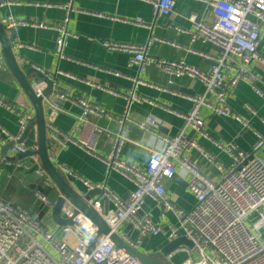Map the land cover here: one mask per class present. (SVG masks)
I'll return each instance as SVG.
<instances>
[{
    "label": "built area",
    "instance_id": "2783aa9c",
    "mask_svg": "<svg viewBox=\"0 0 264 264\" xmlns=\"http://www.w3.org/2000/svg\"><path fill=\"white\" fill-rule=\"evenodd\" d=\"M155 15H170L176 7V0H149ZM212 6L214 21L208 25L196 15L190 17L194 28L192 40L202 39L220 48L218 55H205L213 60L214 65L207 72H202L183 60L174 61L153 58L148 54L146 45L131 42L100 41L110 51L123 52L130 55V63L144 71L149 64H154L163 71L181 77L184 75L197 77L204 86L201 94L190 96L192 108L182 115L186 127L207 137L204 131L205 121L200 116L203 106L209 107L212 113L232 116L228 104L231 88L241 77L248 76L249 65L256 59H263L259 52L261 24L264 23V0H206ZM66 16L62 23L52 24L62 32L56 52L59 58L65 57L68 45L66 23L71 11L72 2L64 5ZM134 22L142 24L141 19ZM6 27L28 22L12 17L4 18ZM46 26V25H45ZM179 32H188L182 27H174ZM193 51L192 49H187ZM46 76L53 74L41 70ZM225 68L233 72L229 75ZM118 74V73H117ZM136 83L147 84L137 79ZM32 87L40 96L46 87L44 81H33ZM116 94L115 91L110 90ZM58 97L71 99L67 92L56 89ZM125 111L122 115H112L105 107L93 104L85 99L75 100L82 108L78 116L82 137L75 138L52 124L47 125L48 136L62 146L77 145L91 154H97L100 136L110 132L103 126L91 122L87 116L97 114L108 116L119 124V130L112 132L113 142L104 156L108 171L118 170L131 178L134 190L124 197L106 183L92 182L78 175L74 170L60 164L57 166L66 176L78 178L87 191L99 188L101 194L93 201L95 208L101 213L112 231H118L126 222H130L136 230L135 238L125 235V241L138 247L147 236L165 234L168 243L180 236H186L193 247L181 245L169 256L184 252L187 258L183 264H264V161L257 150L264 143L260 138L255 146L245 151L234 144H215L230 156V163L210 155L208 158L218 170V179H212L203 173L200 166L191 157V150L199 145L188 138L182 130L175 135H161L160 123L154 117L134 121L130 110L134 102L141 99L135 90L125 96ZM45 105L57 111L58 104L45 99ZM0 106L14 114L19 130L10 134L0 126L1 146L8 140H18L26 127L35 118L32 105L28 101L12 102L0 96ZM134 122L140 129L159 137V146L150 148L149 159L145 166L127 162L122 158L124 145L129 141L123 129L127 122ZM36 145L30 146L24 141L16 143L14 154L28 153L15 161H5L7 166L30 170L37 174L36 183L41 187H55L48 174L34 155ZM201 148V147H200ZM3 161L0 158V163ZM183 173L188 177V187L195 198V205L189 209L180 208L168 196L165 181ZM24 182V179H21ZM36 197L43 206L52 211L55 200L41 189L35 191ZM154 200L161 214L173 213L178 224L171 221L165 224L155 222L148 214L142 213L144 199ZM100 200H107V208L100 206ZM65 219H72L71 225L60 226L46 221L43 216L35 215L23 206L0 198V264H141L123 249L117 247L108 236H103L91 253L87 252L90 237L97 230L93 221L80 211L69 200L61 209ZM74 234L77 244L72 246L65 241L61 233ZM119 232V231H118Z\"/></svg>",
    "mask_w": 264,
    "mask_h": 264
},
{
    "label": "crops",
    "instance_id": "0c3cea01",
    "mask_svg": "<svg viewBox=\"0 0 264 264\" xmlns=\"http://www.w3.org/2000/svg\"><path fill=\"white\" fill-rule=\"evenodd\" d=\"M68 2H72L74 6L65 27L71 35L67 37L65 57L59 58L56 46L62 32L51 25L63 22L66 16L64 5ZM0 14L1 20L12 17L29 23L15 25L17 37L14 51L21 67L28 69L36 66L47 73L56 74L60 89L71 95V99L64 100L58 106L57 113L46 117L47 125L52 124L75 138L82 137L85 131L80 130L81 122L78 119L82 108L75 100L85 99L105 107L112 115L120 116L125 111L124 96L135 90L141 100L132 104L130 117L134 121L147 117L156 118L160 123L161 135H175L184 130L188 138L199 145L191 150L192 159L212 179H218L219 173L208 157L212 155L225 164H229L231 160L229 154L220 149L216 142L223 146L231 143L249 151L260 138L264 139L263 59L252 61L248 69L250 78H239L229 91L228 104L233 112L232 116L214 114L206 106L201 108L200 116L205 121L204 131L207 134L204 137L200 132L186 127L182 116L192 108L189 97L204 91V86L197 77H175L152 63L144 71H139L137 66L130 63V55L110 51L100 43L115 41L146 45L148 54L153 58L183 60L186 64L207 72L214 61L205 55H218L220 48L202 39L192 40L194 25L190 19L196 15L208 25L213 23L212 6L206 0H176L175 10L168 16L155 15L149 0H3ZM138 18L142 20V24L134 22ZM177 26L188 32L177 31L174 28ZM259 52L264 58V23L261 24ZM225 71L229 75L233 74L226 68ZM35 75H30L31 82ZM138 78L147 84L136 83ZM170 83L176 87L170 88ZM0 96L12 102L28 101L6 63L1 44ZM87 118L111 133L119 130V124L108 116L91 114ZM127 123L135 125L132 121ZM0 126L10 134H17L19 130L16 116L1 106ZM123 129L129 138L123 148V160L145 166L150 148L159 146L161 139L152 137L146 131L140 134L138 131ZM34 131L36 139V127ZM111 133L105 132L100 136L97 154H91L74 144L62 146L48 136L49 153L57 166L62 164L69 167L92 182L106 183L115 192L126 197L134 190L133 181L118 170L108 171L104 162V156L114 139ZM1 139L0 133V151ZM257 154L264 161V143ZM5 161L7 160L3 159L0 163V198L23 206L31 213L43 216L46 221L55 223L52 211L49 213L35 195L38 189L35 172L7 166ZM66 177L79 191L86 190L78 178ZM21 179L25 181L22 182ZM165 185L168 196L180 208L189 210L195 205V198L188 187V177L183 173H177L166 180ZM50 188H47L49 195L56 201L60 192L56 187ZM142 213L148 214L157 223L171 221L178 224V219L171 212L163 217L150 197L144 199ZM118 231L122 236H136V230L129 221ZM61 236L70 245L74 246L70 241L72 238L77 244L73 233L62 232ZM167 243L165 234L147 236L137 248L146 253H156ZM186 258L187 254L179 252L168 259L173 264H183Z\"/></svg>",
    "mask_w": 264,
    "mask_h": 264
},
{
    "label": "water",
    "instance_id": "95a60500",
    "mask_svg": "<svg viewBox=\"0 0 264 264\" xmlns=\"http://www.w3.org/2000/svg\"><path fill=\"white\" fill-rule=\"evenodd\" d=\"M2 2L3 0H0V5ZM16 33L17 28L15 26L6 27L2 23L0 16V44L6 63L14 78L24 91L29 103L33 106L35 118L28 124L25 132L18 140H8L6 144L1 146L0 154L2 159L15 161L16 159L22 158L28 154L27 152L18 153V155L14 154L13 148L15 147L16 143H21L24 141L30 146L36 145L37 148L34 152V155L39 158L41 165L48 174L50 180L60 192V195L56 199L52 210V220L60 226L72 224V219H65L61 215V209L64 202L69 200L77 208V211H80L84 215L88 216L97 227L95 233L90 237L89 244L87 246L88 253L92 252L101 237L108 236L117 247L123 249L131 257L137 259L141 264H173L168 258L171 257L169 255L177 247L181 245H186L191 248L193 247V243L186 236H180L174 239L173 241L167 243L160 250V252L156 253H146L136 247L129 245L118 231L111 230L101 213L95 208L93 201L97 199L98 195L101 194V189L95 188L87 191V193L83 195V191H79L77 188H75L69 179L64 176L61 170L54 163L49 153L46 117L57 112L53 111L52 107L45 105V99H48L52 103H56L60 106L64 102V99H61L57 96L56 89L61 91L63 90L58 86L59 78L56 74H53L50 78L33 66L29 67L28 69L21 67L14 51V42L16 41L17 37ZM31 74H36L34 76V81L40 80L46 82V87L43 89V93L40 96L35 93L32 87V79L30 78ZM169 87L173 88L176 87V85L170 83ZM35 127L37 130L36 139L34 131ZM124 128L131 129L135 132L138 131L140 134L144 133V130L132 123H126ZM2 136L4 138L7 137L5 134H2ZM34 177H38L37 174L34 173ZM107 204V200H100V206H104L105 211Z\"/></svg>",
    "mask_w": 264,
    "mask_h": 264
},
{
    "label": "trees",
    "instance_id": "16d2710c",
    "mask_svg": "<svg viewBox=\"0 0 264 264\" xmlns=\"http://www.w3.org/2000/svg\"><path fill=\"white\" fill-rule=\"evenodd\" d=\"M36 185H38L37 183H36ZM47 188H49V187H41L40 185H38V189H41L42 191H44V193L46 194V195H48L49 197H50V195H49V189H47ZM50 189H54V187L53 188H50ZM56 190V189H55ZM51 198V197H50ZM52 199V198H51ZM53 200H55V199H53Z\"/></svg>",
    "mask_w": 264,
    "mask_h": 264
},
{
    "label": "rangeland",
    "instance_id": "374dc122",
    "mask_svg": "<svg viewBox=\"0 0 264 264\" xmlns=\"http://www.w3.org/2000/svg\"><path fill=\"white\" fill-rule=\"evenodd\" d=\"M70 241H71L72 244H74V245L76 244V241L73 238L70 239Z\"/></svg>",
    "mask_w": 264,
    "mask_h": 264
}]
</instances>
